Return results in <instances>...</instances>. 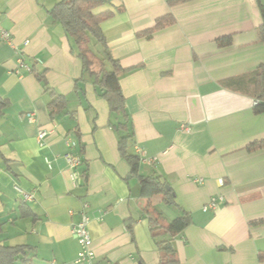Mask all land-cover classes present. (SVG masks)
Masks as SVG:
<instances>
[{
  "label": "crops",
  "instance_id": "1",
  "mask_svg": "<svg viewBox=\"0 0 264 264\" xmlns=\"http://www.w3.org/2000/svg\"><path fill=\"white\" fill-rule=\"evenodd\" d=\"M59 1L0 0V28L10 34L9 43L0 39V98L8 101L0 113V246H29L26 264H86L75 262L80 246L71 231L84 214L93 264H158L165 237H152L149 220L166 224L179 212L160 195L149 205L142 198L118 151L123 133L114 125L123 117L110 115L74 41L48 16ZM257 1L264 7V0H111L94 10L112 13L100 26L110 57L126 69L118 81L128 150L140 174L160 176L192 219L172 241L178 264H264V150H246L264 138V101L251 79L264 61ZM166 15L173 23L142 34ZM228 36L231 44L219 47ZM57 96L64 104L51 114ZM69 153L81 156L77 182ZM215 197L222 203L203 212Z\"/></svg>",
  "mask_w": 264,
  "mask_h": 264
},
{
  "label": "trees",
  "instance_id": "2",
  "mask_svg": "<svg viewBox=\"0 0 264 264\" xmlns=\"http://www.w3.org/2000/svg\"><path fill=\"white\" fill-rule=\"evenodd\" d=\"M111 0H60L50 10L48 16L61 24L65 34L70 37L77 48L78 58L82 62V69L92 78L98 95L103 98L109 108L110 115H121L123 122L114 125L118 132L123 134L119 137L118 151L120 156L128 163L130 173L136 176L140 182L142 198L150 204L151 198L160 195L161 202L168 207L179 212L173 220L166 224H160L158 219H150L149 227L152 237H165L157 242L160 251L158 264H178L176 251L172 247L173 239L192 223L189 213L182 210L176 203L171 189H165V182L158 175L144 176L139 172L140 159L129 152V140L132 133L128 131V118L125 110V98L121 92L118 78L126 69L120 67L117 61L110 57L106 40L101 30V23L110 18L112 13L105 11L94 13L98 7L110 3ZM192 0H168L170 6L185 3ZM258 2L259 11L262 18L260 28L261 38L264 43V7ZM173 23V18L166 15L156 19L154 26L143 35L150 36L153 32L162 29L166 25ZM231 37H224L217 40L219 47H227L231 44ZM101 49L102 58L98 57ZM104 60H107L111 69L104 67ZM36 78L41 82L42 74H36ZM255 96L258 100L264 101V61L251 74ZM62 96L54 97L48 104L51 114L56 109L63 106ZM8 105V101L0 98V113ZM113 125V124H112ZM248 152L264 150V138L249 144L246 148ZM1 233V225H0ZM30 247L27 245L0 246V264H26ZM260 261H264V253L258 255Z\"/></svg>",
  "mask_w": 264,
  "mask_h": 264
},
{
  "label": "built area",
  "instance_id": "3",
  "mask_svg": "<svg viewBox=\"0 0 264 264\" xmlns=\"http://www.w3.org/2000/svg\"><path fill=\"white\" fill-rule=\"evenodd\" d=\"M0 39L2 41L9 43L10 34L7 31L0 28ZM18 66L27 68V66L23 63L21 59L18 60ZM253 105L258 106L259 102L254 101ZM45 135L46 132L43 130H40L38 132L37 141L40 144V146L42 145V141ZM64 141L67 147L74 148L76 145L74 141L69 137H65ZM65 158L68 163L69 169L72 170V172L70 173V178L72 179V181L77 182L79 180V176L74 170L76 169L77 166L81 164V156L79 154L69 153L65 156ZM199 181L200 180H198L197 182ZM222 201H223L222 197L212 198L209 200V202L206 205L203 206L202 211L203 212L213 211L222 203ZM87 226H88V218L84 214H82L80 221L77 224H75L71 230L73 236L75 237L76 241L80 246V250L75 260L76 263L93 264L92 261L94 258V253L91 249L92 241ZM51 264H55V263L51 262Z\"/></svg>",
  "mask_w": 264,
  "mask_h": 264
},
{
  "label": "water",
  "instance_id": "4",
  "mask_svg": "<svg viewBox=\"0 0 264 264\" xmlns=\"http://www.w3.org/2000/svg\"><path fill=\"white\" fill-rule=\"evenodd\" d=\"M165 189H166V190H169V187L166 185V186H165Z\"/></svg>",
  "mask_w": 264,
  "mask_h": 264
},
{
  "label": "rangeland",
  "instance_id": "5",
  "mask_svg": "<svg viewBox=\"0 0 264 264\" xmlns=\"http://www.w3.org/2000/svg\"><path fill=\"white\" fill-rule=\"evenodd\" d=\"M100 48V47H99Z\"/></svg>",
  "mask_w": 264,
  "mask_h": 264
}]
</instances>
